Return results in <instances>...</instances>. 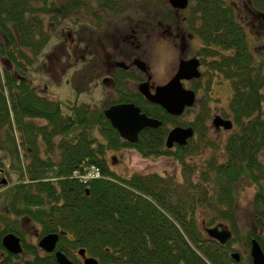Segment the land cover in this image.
<instances>
[{
  "label": "trees",
  "instance_id": "1",
  "mask_svg": "<svg viewBox=\"0 0 264 264\" xmlns=\"http://www.w3.org/2000/svg\"><path fill=\"white\" fill-rule=\"evenodd\" d=\"M203 4L200 35L208 69L232 86L225 114L233 127L221 142L214 140L209 124L213 95L192 120L171 116L137 87L130 88L126 71L117 82V96L102 107L47 97L30 78L51 40L43 16L51 6L42 8L41 0H0V149L9 152L5 158L11 156L28 181L14 196L41 220V235L61 234L58 246L72 260L76 250L85 249L100 264H231L234 249L211 240L203 223L230 222L240 231L237 199L243 179L256 185L253 215L264 228V46L259 37L256 43L249 39L232 6L222 0ZM257 5L264 10V0ZM126 102L163 124L145 128L135 143L124 140L104 111ZM187 124L199 138L186 147H167L171 128ZM124 149L146 158L171 156L181 174L121 175L111 169L108 154ZM202 153L207 154L204 164L190 162ZM92 167L100 170L99 177L87 175ZM0 218L11 226L5 214ZM8 230L0 232V242ZM248 234L249 247L255 236L264 250V233ZM40 264H57L55 255H41Z\"/></svg>",
  "mask_w": 264,
  "mask_h": 264
},
{
  "label": "rangeland",
  "instance_id": "2",
  "mask_svg": "<svg viewBox=\"0 0 264 264\" xmlns=\"http://www.w3.org/2000/svg\"><path fill=\"white\" fill-rule=\"evenodd\" d=\"M56 1L59 3L63 0ZM125 2H130L122 8L127 11H118L120 12L119 15L108 13L106 16L98 17L100 20L103 19L101 27L98 29L96 24L90 21L91 16L85 14L84 10L73 13L72 17L67 16L66 20L61 23L57 22L56 24L54 21L51 24L54 25V28H51V40L43 53L39 55L36 64L37 71L34 70V76L30 78L33 85H37L39 91L52 99H59L65 103L78 99L79 103H89L92 106L102 107L115 98L113 85L110 82L105 83L103 79L110 76L108 71L113 68L116 60L128 61L133 55L141 56L151 67L152 80L156 84H161L172 76L182 57H192L191 55L196 54L195 48L199 46V39H194L192 41L193 48H189L190 50L188 49L185 53H182L181 49L173 45L169 46L170 43H160V37L157 35L160 27L156 24L168 19L169 22L173 23V29L176 30L177 25L183 24L182 17H189L188 11H185L184 15L177 14L166 0H156L158 11L152 16L155 29L150 27V29L139 30L136 27L138 13H141V11L147 12L149 5L137 0ZM51 16L53 15L47 12V22L52 21ZM176 21L177 23H175ZM140 25L143 27L144 24L141 23ZM256 29L261 32H255V36L250 34L249 37L252 41L259 37L258 42L262 45L264 44V23L261 27L257 25ZM135 34L138 35V40L133 38ZM130 35L131 38L128 39L127 37ZM260 36H263V38H260ZM119 56H121V59ZM220 79L222 81H218V85L214 87L216 94H213L219 108L216 109V104L212 102L211 113L223 115V118L227 119L228 116L224 114L229 111L232 86L230 81L226 80L227 78L222 77L218 80ZM130 85L136 86L135 83ZM203 96V93H200L198 101L203 100L205 98ZM220 107L225 110L222 108L221 110ZM197 109L198 106L191 109L187 116L192 117ZM211 118L209 120L210 126L213 123ZM228 118L232 120L231 117ZM229 132L230 130H219L212 126V134L216 142L225 139ZM7 153L9 154L7 150H3L2 146L0 159L4 160L3 157ZM210 153L207 152V154ZM207 154H198L189 158V160L192 164L200 167L204 164ZM108 158L111 169L121 175H130L134 172L181 174L180 163L171 156L146 158L134 149H124L110 151ZM5 163L13 178L11 181H15L17 177L15 175L16 166L12 165V159L8 161L5 159ZM255 189L256 185L249 182L248 179H243L238 186L237 212L241 227L240 234L236 236L239 238L240 235L238 248L243 255L248 253L246 242L248 233L252 231L264 233V228L260 229L253 215L252 204ZM7 194L6 191L0 190V208L6 202ZM205 215L204 212L201 213L200 219L203 220Z\"/></svg>",
  "mask_w": 264,
  "mask_h": 264
},
{
  "label": "flooded vegetation",
  "instance_id": "3",
  "mask_svg": "<svg viewBox=\"0 0 264 264\" xmlns=\"http://www.w3.org/2000/svg\"><path fill=\"white\" fill-rule=\"evenodd\" d=\"M67 1L68 2L70 1L71 4H73L74 6L70 5L71 8L70 9L67 8L65 6V3ZM125 1H131V0H63L62 2H59V3L56 0H41V7L44 8L47 4L51 6L50 8H48V10H46V9L44 10L45 13L43 14V16L46 17V19H47V12L51 13L52 15H54L55 13H56V15L57 14L59 15V17L57 19H55L56 24H57V22L61 23L62 21L66 20L67 16L72 17L73 13H77V12H80L81 10H84L85 14L87 13V14H89L88 15L89 17L91 16L90 21L93 22V24L95 23L96 27L98 29L101 27V22L103 21V19L100 20V19H98V17L106 16L108 13L110 15H113V14L119 15V13L121 11L122 12L127 11V10H124L122 8L125 7L126 5H128L130 2L127 3ZM137 1L145 2L147 5H149V7H148L147 12H144V11H141V13L137 12L139 15L137 16L138 23L136 22V27L139 30L140 29H147V28L150 29V27L152 29L153 28L155 29V23H154V21H152V16L155 13H157V11H158L156 0H137ZM203 1L202 0H187V5L185 7H177V6L173 5L171 0H166V2H168L172 6V8L174 9V12H176L177 14L181 13L182 15H184L183 13H185V11H188L189 17L183 16L182 17L183 24L177 25L176 30L173 29V23L169 22L168 19L160 21L158 24H156V26L160 27L158 29V32H157V35L160 37V43H164V44L170 43L169 46L173 45L174 47L181 49L182 53H185L186 50H188L189 48H193L192 41L194 39H199L200 43H199L198 47H197V43H196V47H197V48H195L196 54L191 55L192 57H182L179 60L177 68H176V70H174V73L172 74V76L166 82L161 83V84H156L152 80V74L150 71L151 67L146 60L141 58V56L133 55L131 57V59L128 61L127 60H121V61L116 60L114 62L113 68L108 71L110 76H107L103 79V81L105 83L110 82V84L113 85V87L115 89V97L118 94L116 85H117L118 80L121 78L122 71L129 72V76L126 77L125 81H127V84L129 85L130 88L136 89V86H137V88L139 89V85L141 83L149 81L150 87L154 91L155 86L166 84L167 82L170 81V79H172L176 75L179 64L181 61L197 59L199 61V67L198 68L201 72L200 77L192 78L190 80H187V79L183 80V85L186 89L194 90V92L196 94L195 104L192 107L187 108L183 114H185L187 120H192L197 115V113L199 111H201L200 108H201L204 100L207 99L208 94L210 96L213 94H216L214 87H216L218 85V83L222 81V79H220V80H218V79L224 77V75H222L221 73L214 72L213 70L208 69L207 61H209L210 59H209V57H206L203 53V49L205 48V44H204L203 38L200 35V30H201L203 23H204V15L205 14L202 11H199V8H200L199 3L202 4L201 7H204ZM222 2L224 4H227V5H230L233 7L234 15L236 16L238 21L243 25L245 31L248 34V37L250 36V34L254 35L255 32H261V31H258L256 29L257 25L261 27L262 24L264 23L263 22L264 21V10H262L257 5V3H259V0H222ZM67 9H69L68 13L60 15L61 13H63ZM118 11H120V12H118ZM45 21L47 24V28L50 30V32H52L51 28H54V25H51V24L54 21H50V22H47V20H45ZM141 23L144 24L143 27H141V25H140ZM175 23H177V21ZM50 26H52V27H50ZM97 29H96V31H97ZM137 37H138V35L135 34L133 38L135 40L136 39L138 40ZM127 38L128 39L131 38V35L128 36ZM260 38H263V36H260ZM249 39H251V38L249 37ZM133 42H135V41H133ZM254 43H255V41H254ZM263 46H264V44H263ZM119 58L121 59V56H119ZM136 60H141V61L145 62L147 65V70L145 71V70L140 69L136 65ZM120 62L125 63L126 66L121 67L119 65ZM226 80L229 81V79H226ZM134 83L136 84L135 87L130 85V84H134ZM207 90H209V92H207ZM200 93H203V95H204L203 97H205V98L201 101H198ZM213 97L215 98L214 95H213ZM212 102H214L216 104V106H215L216 109L219 108L218 103L213 101V100L210 101V105L211 104L213 105ZM117 104H120V103H117ZM112 105H114V104H112ZM197 106H198L199 111L197 109V112L195 114H193L192 117H188L187 116L188 112ZM221 108L224 109L223 107H220V109ZM213 113H211L212 122H213L214 118L217 116L223 117V115H217V114L215 115V113L214 114ZM213 115H215V116L213 117ZM224 115L226 116V114H224ZM227 119H229V118L227 117ZM212 125L214 126V123ZM212 125H211V127H212ZM177 126L192 127L194 130V135L187 140L186 144H184V145L175 144L173 147H175L176 145L177 146H183V147L189 146L191 139H198L199 138L198 132L195 130V128L192 125L187 124V125H177ZM177 126H175V127H177ZM214 127L219 129V130H224L223 127H216V126H214ZM225 130H231V129H225ZM173 147H171V148H173ZM3 158H4V160L0 159V190H4L8 194H7L6 203L5 204L2 203L3 205L0 208V215L5 214L6 219H4V220L8 224L10 223L11 226L6 228L3 225L2 219L0 218V232L5 230V229H10L1 238V242H0V264H40L41 263V255H42V257H44L46 254H48V255L54 254L56 257V252L58 250H62V248H60L58 246L60 239H61V234L59 232H57L60 234V239L57 243L56 250H54L52 252H48L40 246L41 239L45 235H47V234L41 235V220H38L35 218V216H31L29 214L27 202H24L21 199H19L18 197L14 196L17 193L16 191H17L18 187L19 186L24 187V185L27 184L28 181L21 179V170H20V168H18L17 165H16V168L13 167L16 170L15 171V175L17 176L16 180L11 181L13 178H12L9 170L5 166L6 165L5 159H7V161H8V159H11V156H9L8 158H5V157H3ZM115 159L117 160V158H115ZM17 195H19V192ZM15 198H16V200H21V201H15ZM252 206H253V204H252ZM219 223H223L225 226H227L232 231V237L225 244L220 243L217 239L211 238L209 236V234L205 231V227H213ZM227 223H225V221H219L212 226H206V225H204L205 223H203V229L205 231V234L209 238H211V240H215L224 246L227 244H230L231 248L234 249L231 252V257L233 259L231 264H254V259L252 256L251 247H252V241L254 239H257V238L255 236L251 238V247H249V245H248L249 234L247 235L246 242H247V247H248V253L246 255H243L239 252L240 249L238 248V242H240V240H239L240 235H239V238H237L238 236H236V235L240 234V232L236 233L234 228L232 227V224L230 222H227ZM239 226H240V222H239ZM50 233H54V232H49L48 234H50ZM9 234H14L19 238L20 245L22 248V250L20 252H14L5 246V244H4L5 236L9 235ZM234 253H239V259L238 260H236L233 257ZM85 257H92V256L87 254V252H85ZM85 257H83L79 253L78 250H76L74 252V260H72L68 256V258L71 261H73L75 264H85ZM56 261H57V257H56ZM57 264H59L58 261H57Z\"/></svg>",
  "mask_w": 264,
  "mask_h": 264
},
{
  "label": "water",
  "instance_id": "4",
  "mask_svg": "<svg viewBox=\"0 0 264 264\" xmlns=\"http://www.w3.org/2000/svg\"><path fill=\"white\" fill-rule=\"evenodd\" d=\"M174 6L185 7L187 0H171ZM121 67H125V63L120 62ZM136 65L147 70V65L141 60H136ZM199 61L197 59L183 60L180 62L176 75L164 85L154 87V91L150 87V82H143L139 85V91L145 98L153 103L162 106L168 114L181 116L185 110L195 104L196 94L194 90L186 89L183 85V80L198 78L201 75L199 70ZM106 117L111 121L120 136L129 142L135 143L138 141L141 131L145 128H157L163 124V121L148 115L133 102L114 104L109 106L104 111ZM213 123L216 127L223 126L225 129H231L233 122L230 119H224L221 116L214 118ZM194 135L192 127H173L169 131L166 139L167 147L171 148L175 144L184 145L187 140ZM205 231L211 238L217 239L220 243L225 244L231 237L232 231L223 223H219L213 227H205ZM65 233V232H64ZM60 239V234L57 232L45 235L40 242V246L48 252L56 250L57 243ZM5 246L14 251L22 250L19 238L14 234L5 236ZM252 256L254 264H264V251L257 239L252 241ZM85 249L79 250V253L85 257ZM57 261L59 264H75L71 261L63 250L56 252ZM233 257L238 260L239 253H234ZM85 264H100L95 257H85Z\"/></svg>",
  "mask_w": 264,
  "mask_h": 264
},
{
  "label": "built area",
  "instance_id": "5",
  "mask_svg": "<svg viewBox=\"0 0 264 264\" xmlns=\"http://www.w3.org/2000/svg\"><path fill=\"white\" fill-rule=\"evenodd\" d=\"M87 175L90 177H99L101 175V172L99 169L92 167V169L90 170V172Z\"/></svg>",
  "mask_w": 264,
  "mask_h": 264
},
{
  "label": "bare ground",
  "instance_id": "6",
  "mask_svg": "<svg viewBox=\"0 0 264 264\" xmlns=\"http://www.w3.org/2000/svg\"><path fill=\"white\" fill-rule=\"evenodd\" d=\"M127 103V102H126ZM134 103V102H133ZM136 104V103H135ZM137 105V104H136ZM169 115H171V114H169ZM171 116H174V115H171ZM213 124V123H212ZM213 126V125H212ZM215 126V125H214ZM221 127H223V126H221ZM224 128V127H223ZM171 129H173V128H171ZM225 129V128H224Z\"/></svg>",
  "mask_w": 264,
  "mask_h": 264
}]
</instances>
